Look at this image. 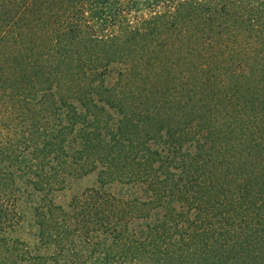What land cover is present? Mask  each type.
Segmentation results:
<instances>
[{
	"label": "rangeland",
	"instance_id": "obj_1",
	"mask_svg": "<svg viewBox=\"0 0 264 264\" xmlns=\"http://www.w3.org/2000/svg\"><path fill=\"white\" fill-rule=\"evenodd\" d=\"M218 3L0 0L1 174L16 140L71 180L37 192L42 211L92 188L130 199L136 227L198 212L173 264H264V28ZM216 16L223 25L196 23ZM59 117L63 139L45 129Z\"/></svg>",
	"mask_w": 264,
	"mask_h": 264
},
{
	"label": "trees",
	"instance_id": "obj_2",
	"mask_svg": "<svg viewBox=\"0 0 264 264\" xmlns=\"http://www.w3.org/2000/svg\"><path fill=\"white\" fill-rule=\"evenodd\" d=\"M254 1L256 0H217V3L233 20L245 13L249 21H255L258 32L264 28V0H257V4L261 1L259 5ZM211 21L218 26L223 25L221 16L209 21L204 18L196 23L201 27L212 24ZM187 23L188 28L195 24L193 21ZM224 25L229 28L230 23L225 22ZM106 51L108 48L101 49L95 56L96 60L109 59L110 57H104ZM48 128L56 130L55 139H63L67 125L63 126L62 118L59 117L52 123L47 122L45 129ZM82 131L80 128L77 134L72 133L73 141H77L76 136ZM41 141L38 148L40 152L45 149L41 148L44 138ZM15 142H11L17 146L13 149L10 161L14 168L8 167L5 175L0 172V183L4 185L0 188V231L3 232L0 238V264H173L172 258L182 248L181 242L185 240L183 234L189 232L188 228L191 232L196 231L192 226L203 217L194 212L188 224L175 227L173 220L178 219L180 213L174 215L165 212L161 221L152 225L145 222V227L132 226V219L141 213L132 210L130 199L93 191L92 188L78 195L72 194L68 208L59 210L55 206L54 210L57 209V212H44L40 210L43 204L35 199L37 192L55 195L60 189H70L71 180L54 175L58 170L55 172L52 166L36 161L38 153L35 151L26 159L24 151L28 146H18V142ZM38 142L39 139L35 140V146H38ZM49 144L53 142L44 143L45 146ZM51 149L57 148L51 146ZM62 163L58 159L57 164L62 167ZM69 168V173H76L75 165ZM110 198L118 202H112ZM113 204L118 208L114 209ZM97 210L110 212L96 218L87 216ZM169 216L173 223L168 221ZM196 228L202 235L209 229L202 224ZM130 237L132 243L129 242ZM228 247L230 250L240 249L239 244H230ZM145 252L149 253V259L138 256Z\"/></svg>",
	"mask_w": 264,
	"mask_h": 264
}]
</instances>
